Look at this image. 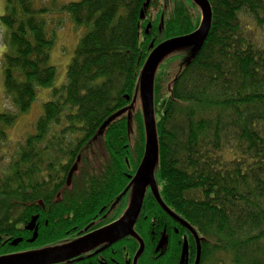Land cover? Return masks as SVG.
Masks as SVG:
<instances>
[{"label":"trees","instance_id":"trees-1","mask_svg":"<svg viewBox=\"0 0 264 264\" xmlns=\"http://www.w3.org/2000/svg\"><path fill=\"white\" fill-rule=\"evenodd\" d=\"M207 1L205 41L169 52L155 70L154 181L165 207L196 233L199 264H264V46L241 22L248 18L262 29L264 0ZM146 2L78 0L60 8L85 33L34 132L9 161L0 156V256L5 234L13 236L35 214L45 230L28 245L39 251L68 242L74 227L124 217L132 189L123 192L144 155L138 87L149 45L191 34L201 23L192 0ZM36 3L4 0L0 16L4 98L18 115L56 77L49 64L54 39L42 18L47 9ZM16 117L0 112V150ZM165 222L172 225L147 189L134 226L145 247L151 230L166 243L157 227ZM178 227L168 241L191 245L186 259L193 264L195 239Z\"/></svg>","mask_w":264,"mask_h":264},{"label":"water","instance_id":"water-1","mask_svg":"<svg viewBox=\"0 0 264 264\" xmlns=\"http://www.w3.org/2000/svg\"><path fill=\"white\" fill-rule=\"evenodd\" d=\"M200 9L201 12V23L199 28L191 34L172 38L166 40L157 46H154L153 42L149 45L150 54L147 57L144 66L140 72L139 76V101H140V109L143 117L144 123V132H145V144H144V155L142 157L141 163L138 166L135 175L131 178V181L128 187L125 189L123 194H125L129 189H132V197L129 204V207L124 215L122 221L114 226L100 230L91 237L103 236L104 240H108L112 237L114 241L130 235H134L132 231L136 219L141 211L143 199L146 193V190L149 189L153 197L159 206L174 220L180 223L182 226L190 227L180 220L178 217L173 215L162 203L157 187L154 181L153 169L155 166L156 158H157V142H156V134H155V122H154V113H153V81L154 74L157 68L159 61L169 52L174 51L176 49L194 46L201 44L205 41L210 25H211V8L207 0H192ZM149 3V0L146 2V6ZM140 17L143 18V13H140ZM150 29V24L146 26L145 34H148ZM125 100L129 101V97L125 96ZM135 100V99H133ZM125 110L119 111L116 115H120ZM109 122V120H108ZM107 122V123H108ZM106 123V124H107ZM80 158H77V163ZM77 163L73 165L71 170L68 173L66 184L70 185L72 175L77 170ZM125 219V220H124ZM36 217H34L31 222L28 224L27 229L32 230V225L35 223ZM191 230V229H190ZM36 230L34 231V235L30 242L34 241L36 238ZM89 237V236H88ZM19 240L13 242V245H16ZM92 243V240L82 238L81 240L76 241L72 244L73 248H69L71 250L68 254H14L9 256H0V264H49L55 262H62L74 257L77 253H80L83 249L89 246ZM66 246L61 248V251L65 250ZM140 253V252H139ZM138 253V255H139ZM137 255V256H138ZM200 259V249L197 246V255L195 264H199Z\"/></svg>","mask_w":264,"mask_h":264},{"label":"flooded vegetation","instance_id":"flooded-vegetation-1","mask_svg":"<svg viewBox=\"0 0 264 264\" xmlns=\"http://www.w3.org/2000/svg\"><path fill=\"white\" fill-rule=\"evenodd\" d=\"M147 191V190H146ZM145 197V196H144ZM144 200V199H143ZM143 204V203H142ZM158 204V203H157ZM39 205L42 206L41 202ZM159 205V204H158ZM43 207V206H42ZM166 213V212H165ZM140 214V213H139ZM36 217L35 223L32 225V230H28L27 226L31 220ZM23 226L15 227L16 233L11 236L5 234L4 236V256L14 255V254H68L71 252L69 248L76 241L81 240L82 238L91 239L92 243L83 249L80 253H77L71 259L55 262L49 264H187L188 256L191 255V245L187 247L186 243H180L171 245L168 241V235L170 231L177 230L178 226H182L176 220L170 217L172 225H169L168 222L163 223L160 227L165 231L167 237H163L166 240V243L163 242L162 237H159L157 233L153 230L150 231L152 237V242L149 243L146 247L143 244V241L138 237V233L135 231L134 227L132 231L134 235L124 236L116 241L115 237H112L108 240H104L103 236L91 237L94 233L110 228L115 224H118L122 221L117 220L114 216H103V223L101 226L95 224L94 221H90L86 226L82 228L74 227L71 229V232H66L68 235V242L62 245L54 246L48 249L40 250L36 249L37 245L29 246L35 243L37 239L41 236V232L45 229H41V222L39 220V214L35 216ZM107 218V219H105ZM137 220V219H136ZM136 223V222H135ZM44 225H47V222H44ZM135 226V224H134ZM170 227V228H169ZM184 227V226H182ZM186 228L195 239L196 255H197V246L200 249V242L196 233L192 230ZM36 230V238L32 240L34 231ZM89 236V237H88ZM19 240L16 245H13V242ZM2 244V245H3ZM29 244V245H28ZM66 246V249L61 251V248ZM187 248V249H186ZM35 250V251H34ZM140 252V253H139ZM139 253V255H138ZM138 255V256H137ZM187 256V257H186ZM187 258V259H186ZM196 261V256H195ZM195 261L193 264H195ZM40 264V263H36Z\"/></svg>","mask_w":264,"mask_h":264},{"label":"rangeland","instance_id":"rangeland-1","mask_svg":"<svg viewBox=\"0 0 264 264\" xmlns=\"http://www.w3.org/2000/svg\"><path fill=\"white\" fill-rule=\"evenodd\" d=\"M35 7L41 9L44 6L47 13L42 15L45 20L46 32L49 37L53 36L54 45L49 52V64L55 68L56 77L52 87L41 88L36 96L35 102L30 110L24 115H18L15 108L4 97L3 74H2V53H0V112L4 114L17 115L14 124L4 129L5 140L4 147L0 150V156L4 155V162L9 161L11 153L16 155L17 143L34 132V125L37 119L42 115L43 104L50 99L52 88H59L65 83L66 69L71 62L75 48L80 38L85 33V29L76 27L69 15L60 10V8L70 2L78 0H39ZM4 11V0H0V16ZM242 25L250 29L255 36L256 43L264 46V27H257L248 18H241ZM5 32L0 25V50L3 47V38ZM5 48V46H4ZM3 50V49H2ZM68 134V133H67ZM69 135V134H68ZM67 135L66 139H70ZM1 144V143H0ZM4 168V164L2 165ZM125 220V219H124Z\"/></svg>","mask_w":264,"mask_h":264}]
</instances>
